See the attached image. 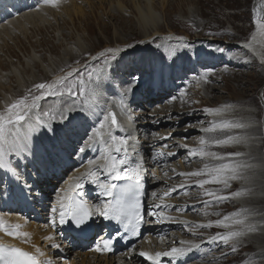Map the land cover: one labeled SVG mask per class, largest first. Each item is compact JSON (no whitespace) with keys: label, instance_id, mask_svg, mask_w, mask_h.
<instances>
[{"label":"rangeland","instance_id":"rangeland-1","mask_svg":"<svg viewBox=\"0 0 264 264\" xmlns=\"http://www.w3.org/2000/svg\"><path fill=\"white\" fill-rule=\"evenodd\" d=\"M122 1L124 2V7L122 10L124 12L125 19H122L124 18L122 17L120 19L121 21L115 18L110 19L112 17L108 15L110 10H118L117 2L112 3L110 7L108 6L109 1H106L103 3V8L101 9V1L99 0H93L94 4L92 7L86 2L83 3L82 0H75L74 2L84 6L85 12L83 16L73 15V22L68 20V18H66L67 16H65V19L63 18L64 22H61L60 25L56 26L57 30L55 25L51 27L48 25V28L44 27V31L40 33H37V31L33 28V30L29 29V39L28 37H25L16 40V38L19 36L23 37V33L15 34V38L10 40L7 45L1 47L0 49V75L5 76V78H2L3 82L0 83V87L2 86L1 88L3 90L0 92V111L3 110V106L1 107V105L3 104L4 94L8 98H11V101H13L14 99H17L21 95L25 94L27 90L34 84L44 81L50 82L57 76L64 75V72L70 71L71 68L79 67L81 70L80 75L86 76V69L84 66L89 64H99L98 61H93L91 57L96 56L99 52L105 51L107 49H120L122 51L129 48V45L133 46L130 47L133 51L132 53L137 51L133 57H128V55H118L116 62L113 61V63L117 65L115 69L120 68L124 72H127L134 71V68L131 66L134 57L139 55V57L142 58V56L146 55L145 52H150L154 48V50L161 51L165 49L164 45L172 43L175 46V49L181 45L180 49H187L190 53H192L198 49L196 46H202V48L207 47L208 49L205 52L209 54L204 55V59L200 64L201 68L199 69L201 70V75L208 73L209 82L206 84L201 83L199 87H196L197 85L195 82L192 88L189 90L188 96L183 99V103L180 101L179 103L171 106L172 110H174L173 113H171L173 114V117L170 121L174 120L175 123L172 128L174 131L172 132L178 133L175 134V137L178 135H183L185 134L184 132H186L187 136L185 137L189 139L192 145L191 147H195L198 144L200 137L203 136V133L198 129L203 126H207L208 121L212 119L211 117H208L202 111V109L207 107H223L225 104H231L233 106V108L226 114L230 116L235 115V118H232V120L253 124L254 130L251 132L248 131L246 133H234L236 135L248 136L249 141L247 144L234 145V150L231 148L229 151H222H240L243 153L245 152V155H247L246 153L253 154L251 155V158H253V160L256 162H253L252 160L247 161V159L243 157L238 158L244 162H247L248 164L250 163L253 165L251 169L245 172V175L249 177V179L233 182L231 189L228 190L237 191L250 189L249 195L231 200V202L228 201L221 205L212 206L208 209V211L219 212L220 214L232 211L245 213L248 217V222L256 225V231L250 232L245 237H243L240 243L237 245V250L235 252L232 251L231 247L222 245L217 256L215 250L216 247L213 246L208 252L211 260L203 262L197 261L194 258H190L189 260L183 261L180 264H264V162H262L264 160V141H262L264 138V127H261V125H264V63H262L257 57L252 56L245 58V53L239 49L240 45L238 44V41L248 39V36L252 31V6L254 1L166 0L164 4L163 0H148V3L152 5V8L157 13L156 25L146 24L141 21L139 14H137L135 11L136 7L132 0ZM136 2L137 5H139L138 3H141L142 6L146 4L143 2V0H137ZM69 3L70 1H64V4L59 8L58 11H64V8ZM39 7H43V5L41 4ZM94 9L96 11H94ZM46 14L49 15V13ZM57 14L58 13H56V15ZM107 16L110 18H106ZM256 29L257 28L255 24L254 33ZM177 36L183 37V42L178 41L176 39ZM251 37L249 39H251ZM78 40L85 50L83 53L76 46V44L79 42ZM185 41L188 43V45L195 44L190 47L186 45ZM214 49L217 51L225 49L226 52L220 56H224L225 59H228L224 63L219 64L217 68H212V62L210 61V59L218 57V52H215ZM65 50H71L78 53L77 60L79 61V65L76 63L77 60L69 64L71 68H69V65H61V62L69 61L70 59ZM166 50L167 53H171L167 46ZM141 52H143V54H141ZM35 54L37 55L38 59L33 60V56ZM254 59L259 63L257 61H253ZM242 60L243 62H241ZM99 66L101 69H104L103 65ZM15 67L21 72L19 74L20 78L22 76L27 78L25 79L26 85L22 84L23 90L17 89L16 77L14 74H11L13 73L12 70ZM61 69H64V72H61ZM41 71H43L45 74H40L41 78L37 79L33 84V75L39 72L42 73ZM101 72L97 77L94 78V82L90 83L86 79V84H88V86L95 85L99 81ZM128 76L129 75H127V77ZM194 87L196 89H194ZM208 89H210V93L207 92ZM75 99V97L67 96L62 98L48 97L46 100L41 102V109L38 110L41 120L44 123H50L51 125L58 124L59 116H57L55 120L49 119V117L53 116L54 114L50 108L51 103H55L56 105L60 106V104L65 102V100L74 101ZM10 100L8 101L9 103L11 102ZM98 100L99 99L96 96H91L89 103L85 106L86 110L81 111V103L83 101V97H81L79 101H76L74 109L76 112L81 113L80 115L83 117L85 112L89 111L90 108H96L94 104H97ZM162 106L163 105L160 104V106H157V108ZM142 107L130 109L125 115L130 116V114H136L137 116H140L145 113L144 109L148 107V104H144ZM105 111H107V109ZM151 111H155V109L153 108L150 110V112ZM45 113H47V115H45ZM194 114H202L201 118H206L208 121L203 125H200L198 121H193ZM178 116L183 119L178 120ZM139 118H141V116ZM193 126H197V128L193 130ZM49 133L50 132L47 134ZM138 133L139 137L141 136V143H144V141L151 142V138H147L145 133L142 134L139 129L137 134ZM186 138L184 139V143L186 142ZM36 140H46L44 128H40L31 135L29 141L31 148L33 142ZM145 145L149 146L150 143L145 142ZM214 150L221 151L220 149ZM257 158L258 160H255ZM73 159L74 158H72V160ZM185 159L187 160L186 162H189L191 165L192 170L201 167V164L198 166V164L201 163L198 159H193L192 161H189L188 158ZM24 161L28 162V160ZM196 162L199 163L197 164ZM80 165H82L81 162L79 166ZM73 168L74 165L68 169L72 170ZM0 172H3V175H0L1 197L6 188H10V191H12L14 184L11 181L7 182L6 179H4L6 174L4 170H0ZM25 172L26 174L21 171L17 173L22 177V179L18 181V184H21L24 189L29 191L30 199L33 200V204L38 207L37 209L39 210L40 214H44V211L40 210L42 207H39L37 202H39L38 199H40V196L43 195L47 190L41 188L40 185L42 182L38 183L40 185L33 183L34 180H39L37 179V175L34 174V171H31L30 167H28L27 171ZM11 175L14 177L12 173ZM26 178L29 179L28 183L25 181ZM239 184L241 186H239ZM249 184L252 185L249 186ZM45 188H49L53 194H55L57 191H53L51 186ZM192 195L194 194L192 193ZM196 196L202 198L201 200L205 199L199 189H197ZM257 196H260L262 199H251L252 197ZM1 204L0 198V205ZM201 206L202 203L198 209L200 211V215L198 214L193 217L197 216L199 217V220L203 221L210 219L215 220L219 218L215 215L204 216L202 214L204 208ZM3 211L13 216V218L14 215L12 214L14 213L17 219H23L26 221V223H39L40 221L39 216L33 213L30 207L22 206L18 200H16L15 205H6ZM248 211L250 214L246 213ZM255 215H261L260 217L254 219L259 221L258 223L253 222L251 219V221L249 220V218H253ZM196 221L198 222V220ZM261 226L263 227L261 228ZM24 228L25 226H22L21 230ZM215 229L218 232L223 231L218 230L217 228ZM53 231L57 232L58 230ZM211 231H213V229H204L203 234H193L195 233L194 229L192 233L194 237L193 239L195 240V236L199 237L202 235L199 237V240H205L217 233L213 232L208 235ZM55 237L56 240H58V244L62 246L64 241L60 242L57 233L55 234ZM202 246L203 251L205 252L206 246H209V244L205 243ZM49 248L52 250H57L56 252H60V250L51 247V245H49ZM70 257L72 256L63 257V261L61 263L66 262L64 260H69ZM53 258L56 260L59 259V257L56 255H54Z\"/></svg>","mask_w":264,"mask_h":264},{"label":"snow or ice","instance_id":"snow-or-ice-1","mask_svg":"<svg viewBox=\"0 0 264 264\" xmlns=\"http://www.w3.org/2000/svg\"><path fill=\"white\" fill-rule=\"evenodd\" d=\"M62 3L63 0H41L43 6L52 9H59ZM36 10L38 11L39 8L37 7ZM254 12L257 32L261 37H264V0H261ZM176 39L181 42L184 40L183 37H177ZM255 40L256 36L253 35L252 42L245 43L243 47L255 52L253 43ZM128 47L133 46L129 45ZM119 51L120 49H107L99 52L96 56H92L91 59L98 61L99 64L85 65L86 76L80 75L81 70L79 67L71 68L69 65L70 71L64 72V69H61L64 75L57 76L50 82L36 83L25 94L10 103H6L4 109L0 111V170H4L6 174L12 173L15 180L20 181L22 177L17 173L22 160H27L29 156H35L29 143L31 135L40 128L45 129V134L56 132V129H53L50 123H44L41 120L38 111L41 109V102L48 97L62 98L67 96L75 97L76 99L72 102L75 104L83 97L81 111H85V106L89 103L90 97L96 94L95 89H89L88 84L85 82L86 79L90 83L94 82V78L103 70L99 65H103L105 69L110 67L113 61L117 60V52ZM255 54L260 55L261 62L264 63V54ZM76 63L79 65L78 60ZM157 76L158 70L154 67L130 71L129 80L126 81L128 87L124 95L127 96L128 93L133 92V85L143 83L148 89L157 87ZM145 77L147 78L145 79ZM195 82L197 86L201 83H208V73L195 77ZM185 93L186 89L181 90L179 94L182 103ZM177 98V96L170 97L173 101ZM116 103L122 111L125 109L123 99ZM232 108L231 104H225L223 107L202 109L212 119L208 121L207 126L198 129L204 134L200 137L198 144L195 147H190L187 144L178 145V147L186 150L189 161L198 159L202 163V167L188 172L175 173L177 176L184 178V182L171 186L160 195L153 191L151 197L153 200H159V203L153 204L151 210L145 212L143 158L137 161L135 166H128L131 159L129 156V141L132 137L114 134L115 129H122L123 126L118 121L117 114L109 105L103 120L95 128L91 137V142L102 144L103 150L98 157L88 160V170L85 173L73 177L67 189H60L63 195L58 197L57 206L51 207L50 225H46V227H58L71 222V225L76 229L84 230L91 227L90 222L94 223L93 218L97 217L114 221L117 225H122L125 232L130 233L133 237H139L141 228L149 222L146 217H150L155 223H181L187 227L189 232H193L194 229H223V231L212 235L209 242L229 246L235 252L241 239L248 233L256 231V225L249 223L247 215L242 212H235L221 217L219 212L208 211L212 206L245 197L250 193V189L228 191L231 189L233 182L249 179L245 172L251 169L253 165L238 159L243 157L245 153L214 150L247 144L249 141L248 136L233 133L236 130L253 127V124L226 118V114ZM49 119L55 120L56 116H50ZM80 119H84V117L76 112L73 107L60 111L58 127L66 139L71 140L77 134L78 120ZM200 123L203 124V121H200ZM261 127H264V125H261ZM160 138L168 139V137ZM49 139L52 143L45 148L41 163L46 168L55 170L62 163V148L57 143L56 136L49 137ZM92 143L78 147L76 151L83 154L86 148L92 146ZM167 147V144L163 145V148ZM174 155L176 154L171 151L165 152L162 149L157 153L156 159ZM173 172H175L174 169ZM104 173L111 179H101ZM118 180L125 182L122 184L113 182ZM87 183L96 185L99 189V195L106 198L105 201L99 204L87 203L83 199ZM191 187L198 188L202 196L207 198L201 202L204 208L202 214L204 216L215 215L221 218L189 226L188 221H181L177 217L167 214L166 210L173 206L166 203L165 200L170 198L173 193L184 194L185 190ZM21 229L22 225L20 223H10L3 215H0V232L19 239L23 243L31 244V234ZM120 235L123 236V233H120ZM45 240L51 242V247L62 250L61 245L54 242V236H46ZM114 243L115 237L106 235L101 237L95 243V246L89 250L100 254L112 253ZM179 243L180 246H173L167 251H140L139 256L143 257L149 264H162V258H170V261L179 260L193 252L194 249L200 248V245L192 244L190 241H180ZM33 247L35 251L31 252L15 245L0 243V264H52V260L46 257L45 252L40 247L35 245Z\"/></svg>","mask_w":264,"mask_h":264},{"label":"bare ground","instance_id":"bare-ground-1","mask_svg":"<svg viewBox=\"0 0 264 264\" xmlns=\"http://www.w3.org/2000/svg\"><path fill=\"white\" fill-rule=\"evenodd\" d=\"M26 1H28V2H26ZM35 1L36 0H30V1L29 0H0V49H1V47L7 45V43H9L10 40H13L15 38V34L23 33V37L22 36H19V37L16 38V40L22 39V38H25V37H28V39H29V36H30L29 35V29H32L33 28L34 30L37 31V33L38 32L40 33V32H43L44 31V29H43L44 27L45 28H48V25H49V27H51L53 25H55V27L58 26V25H60L61 22H64L65 16H67L66 18H68V20H71L72 21V16L73 15H81V16H83L84 15V12H85L84 6L79 5L78 3L74 2L75 0H63L62 5L64 4V1H67V2L70 1V3L64 8V11H61V12L58 11L59 9H52V8L46 7V6L39 7V10L38 11L37 10L30 11V8L34 6V4L31 5V3H34ZM99 1H101V5H100L101 6V9L103 8V3L106 2V1H109L108 6H110V7H111L112 3H115V2L118 3V6H117L118 10L115 9L113 11V9H112L108 13V15L110 17H112V18H110L108 16L106 18H110V19L115 18L117 20H120L122 17L125 16L124 15V12L122 10L123 7H124V5H123L124 2L122 0H99ZM136 1L137 0H132L133 4H135V7H136L135 11L137 12V14H139V16L141 18V21L144 22V23H146V24H154V25H156V23H157V13L152 8V5H150V3H148V0H143V2L146 3L144 6H142L141 3H138L139 5H137V2ZM253 1H254L253 6H252V20H253L252 21V26L253 27H252L251 33L248 36V39L251 37V35L254 33V30H255V12H254V9L257 8L259 6V4L261 3V0H253ZM82 2L83 3H85V2L88 3L91 7L94 4L93 0H82ZM163 2L165 4L166 0H163ZM35 5H38V2L35 3ZM26 10H29V11L25 12L24 14H20L21 12L26 11ZM94 11H96V10L94 9ZM46 13H49V15H47ZM56 13H58V14L56 15ZM15 15H16L15 18H11L12 16H15ZM8 19H10V20H8ZM122 19H125V17L122 18ZM56 30H57V27H56ZM154 33H156V32H154ZM253 35L256 36V40L253 42L254 43V46H255V52L250 51L249 49L243 47V45L245 43L252 42V37L249 40L246 39L244 41H240L241 42V45H240V48L239 49H241L242 51H244L245 58L252 57L253 56V57H257L258 59L261 60L260 55H256L255 53H260L261 52V54H264V37H261L259 35V33L257 32V29H256V31H255V33ZM194 44L188 45V43L186 42V45H188L190 47H192V45H194ZM76 46L79 48V50L82 53L85 52V50H84L83 46L81 45L80 41L76 44ZM76 46H75V48H76ZM154 49L153 50L151 49V50L154 51ZM9 51H10V49H9ZM65 51L69 55L68 57H70V59H69V61H63V62H61V65L62 66H67L70 63L76 61L77 58H78V53H76L74 51H71V50H68V51L65 50ZM132 52H133L132 49L129 47V48L124 49L122 51L120 50L119 52H117V55H119V56L128 55V57H133L134 54L137 51H135V53H132ZM141 54H143V52H141ZM36 59H38V57L35 54L33 56V60H36ZM253 61H257V60L254 59ZM241 62H243V60ZM33 66H35V65H33ZM131 66L134 68V71L140 69L139 68L140 67L139 64H137L136 66H134V64L132 63ZM12 71H13V73H11V74H14L15 77H16V80H17L16 81L17 82L16 83L17 84V89L21 90L23 88L22 87V84L26 85L25 79H27V78L25 76H22L20 78L19 77V74L21 72L16 67L13 68ZM33 71H34V69H33ZM41 72L42 73L39 72L37 74H34L33 73L34 74L33 75L34 78L32 79L33 80V84H34V82L37 79H40L41 78L40 74L41 75L45 74L43 71H41ZM3 77L5 78V76L0 75V83L3 82L2 81V78ZM40 81H38V82H40ZM199 86H196V87H199ZM1 87H0V89H1L0 92L3 91ZM194 89H196V88L194 87ZM209 90L210 89H208L207 92L210 93L211 91H209ZM10 99L11 98H8L4 94L3 104L1 105V107L3 106V109H4L5 104ZM127 101H129V99H127ZM72 102H73L72 100H65V102H63V103L60 104V106L59 105H56L55 103H53V104L51 103L50 108H51V110L54 113L53 115L57 117V116H59V113H60V111L62 109H67L69 107H73L74 108L75 104H73ZM48 108H49V106H48ZM173 110H172V108H169V109L165 110L163 113L164 114H168V113L171 114L173 112ZM139 117L140 116H137L136 114H130V116L129 115L128 116H126V115H120V116H118V121L123 126V128L122 129H115L114 130V134L117 135V136H127V135L132 134V138L133 139H132L131 142L129 141V144H130V147H129V155L130 156H131V154H134V153L142 154L143 151H145V152L148 151L150 149V147L147 146V145H145V142L151 143V142L154 141V140L152 141V138H151L150 135L148 137L146 135L147 138H151V142L144 141V143H141V136L139 137V133H138V135H136V131H135V128L133 126L139 125V124H142V125L145 124V119L146 118H145V115L144 116H141V118H139ZM201 117H202V114H194L193 115V121L194 120L195 121H198V123L200 125H203L205 122L208 121L206 118H201ZM226 118H228V119H232L233 118L234 119L235 118V115L234 116L226 115ZM182 119L183 118H181V117L178 116V120H182ZM102 120H103V116L94 115L93 118H92V122H94V124L95 125L97 124L98 126H99V123ZM200 121H203V124H201ZM195 128H197V126L194 127L193 130ZM252 130H254L253 127L247 128V129H243V130H236L234 133H240V132H245L246 133L248 131L251 132ZM172 131H174V130H171L169 132H165V131H163V132H165V133H174V137H175V134H178V133L177 132L175 133V132H172ZM59 134H60V136H63L61 131H60ZM202 135H204V134H202ZM185 136H187V134H183L179 138V143L180 144H186V142L184 143V139L186 138ZM197 136H199V135H197ZM142 137H144V136H142ZM177 137L178 136H176L175 138H177ZM62 140H63V138L61 137V141ZM262 141H264V138L262 139ZM192 144H194V143H192ZM231 148H232V150H234V147L233 146H229L227 148L220 149V150L221 151H229V150H231ZM102 150H103V148H102ZM93 152L94 151L92 149L89 150L88 151V155L91 154L92 157H95V155L93 154ZM65 153H67V152H65ZM246 154L247 155H244L243 158L247 159V161L252 160L253 162H256V161L253 160V158H251L252 157L251 155H253V154H248V153H246ZM185 155H186V152H185ZM31 159L34 162L33 157H31ZM88 160L89 159H87L86 161H84V159H83L81 161V164L82 165H80V169L77 170L74 173H71L72 178L73 177H76V176H80V175H82L83 173H85L88 170V163H87ZM255 160H258V158L255 159ZM262 162H264V160ZM181 164H182V162H181ZM200 164H201V167H202V163H199L198 166ZM148 166H150V165H148ZM24 167H25V169L22 168L21 165H20V167L18 169V172L21 171V172H24L26 174L25 171H27L26 170L27 167L26 166H24ZM32 168H33L32 169L33 171H37L38 169H40L39 163L36 162V165H33L32 164ZM144 168H145V165H144ZM57 169L58 170H61V171H64L65 170L62 166H59ZM258 169H259V167H258ZM63 174L65 175V173H63ZM0 175L2 176L3 175V172H0ZM5 177H4V179H6L7 182L11 181L14 184V186H13V190L12 191H10V188H6L4 190L3 195L0 197L1 198V203H2L0 205V215H3L4 218L6 220H8L10 223L11 222L12 223H20L22 226H25V228L22 231H26V232H28V233L31 234V244L23 243L21 240L15 239V238H12V237H9V236L5 235L3 232H0V243H6V244H9V245L20 246V247H23V248H25L27 250H30L32 252L35 251V248L33 247V245H35L37 247H40L45 252L46 257L48 259H51L52 260V264H117L118 262L121 261V259H124V256L125 255L122 256L121 258H116V257H111L110 258L107 255H103V254H100V253H97V252H94V251H90V250L89 251H85V250H83L80 247V241L75 240L73 237L69 238L70 243L73 244V249L72 250L67 245L66 242H63L64 244L61 246V249L62 250H60V252H56L57 250L50 249L49 248V245H51V242L45 240V237L46 236H49V235L55 237V234L57 233L58 234V237H59L58 239H60V242H62L63 241V236H64V229H66L65 228V225H59L58 228L57 227H51V226L46 227V225H50V217H51L50 209H51V207L57 206L56 201H57V199H58L59 196L63 195V193H61L59 191V192H57V194L53 195L52 194L53 192H51L49 190L46 191L44 193L45 194L44 195V201L46 202V206L47 207L45 209H42L41 210V211H44V214H40V221H39V223H33V222L32 223H26V221L23 220V219L22 220L17 219L16 218V215L14 213L12 214V215H14V218H13V216H11L7 212H4L3 211V209L5 208L6 205H10V206L15 205L16 204V200H18V202L22 204V203L25 202V199H26V195H25L26 190H23L24 187L21 186V184L20 185L18 184V181L15 180V178L11 175V173L5 174ZM105 178H109V177H107V174L106 173H104L101 176V179H105ZM27 180H28V178H26L25 181H27ZM39 181H41V180L39 179ZM44 181H46V178H44ZM71 181H72V179H70V181L66 182L65 185H62L61 188L67 189L68 188V185H69V183ZM27 183H28V181H27ZM36 183L38 184L39 182L36 181ZM154 183H155V181H154ZM252 184H254V183H252ZM252 184H249V186H251ZM38 185H40V184H38ZM43 185L44 184H41L40 185L41 188L47 190L48 188H45V186H43ZM239 186H241V185L239 184ZM20 188H21V190H20ZM91 190H94L95 192H91ZM84 193L86 195L87 202H89L90 204H99V203H102L103 201H105V199H106L105 197L99 195V189L96 187V185H93L91 183H87L86 184L85 189H84ZM253 198H258V200H261L262 199L260 196L252 197L251 199H253ZM27 200L29 201V198L28 197H27ZM41 200L42 199H40V201ZM177 200H178V198H176V201ZM150 201L151 202H154V200H150ZM29 203H31V202H29ZM29 205L31 207L32 204H29ZM150 206L152 207V203L150 204ZM198 209L199 208H193V210H191L189 212L190 213H195L196 215H198V214L200 215V211ZM246 213L247 214H250L249 211L246 212ZM260 216L261 215H255V216H253V218H249V220L251 219L253 222L258 223L259 221L254 220V219L255 218H258ZM196 220H198V222H201V223H206L208 221V220H206V221L199 220V217H197V216L196 217L191 216V217L188 218V221L191 223V225L193 223H195ZM261 220H262V218H261ZM249 223H251V222H249ZM262 227L263 226H261V228ZM57 229H59V231H57V232H54L53 231V230H57ZM181 229L184 230L183 231L184 233H193V232H189L187 230V228H181ZM258 229H259V227H258ZM62 230H63V232L61 233ZM218 230H223V229H218ZM152 232H153V230H149V234H151ZM193 234H195V233H193ZM179 238H180V241H190V242H192V238H188L186 236H183V234H181ZM54 242L55 243H58V240H56V237H55V241ZM87 242L89 243L90 241L89 240L81 241V244L84 245V244H87ZM96 242H98V241H95L94 240V243H96ZM141 243H142L141 246L144 248L143 251L155 252V247H157V249H158L157 251H167V250H169L172 247L171 245L168 246L167 250L165 248H161L160 246H157L155 243H153L150 240L149 237H148V242L147 243H143V242H141ZM43 244H44V246H43ZM157 244H158V242H157ZM198 245H201V244L199 243ZM94 246H95V244H93L92 248ZM213 246L216 247L215 250H216V254L218 256L219 249L222 246V244H212V243H210L209 246H206V250H205V253L206 254H205L204 258L201 259V261L206 262V261L211 260L210 255H208L207 253L209 252L210 248L213 247ZM202 248H203V246H201L198 249V251H200ZM134 250L135 249H131L130 251L127 252L126 258L129 261L128 262L129 264H149V262L146 261L143 257L136 255V253H134ZM54 255L58 256L59 259H57V260L54 259L53 258ZM65 256H67V257L72 256V257H70L69 260L66 258L68 261L67 260H64L66 262L61 263L63 261V257H65ZM165 258H167V257H165ZM180 259H182V258H180ZM168 260H170V258H168ZM168 260L166 261V264L169 263ZM125 264H127V263H125ZM170 264H172V263H170Z\"/></svg>","mask_w":264,"mask_h":264}]
</instances>
